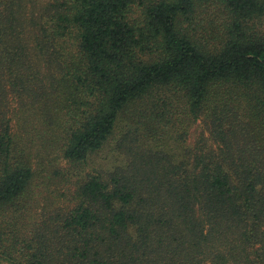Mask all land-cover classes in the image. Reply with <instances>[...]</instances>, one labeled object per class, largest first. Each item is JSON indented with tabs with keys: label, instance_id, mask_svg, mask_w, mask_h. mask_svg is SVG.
I'll use <instances>...</instances> for the list:
<instances>
[{
	"label": "trees",
	"instance_id": "trees-1",
	"mask_svg": "<svg viewBox=\"0 0 264 264\" xmlns=\"http://www.w3.org/2000/svg\"><path fill=\"white\" fill-rule=\"evenodd\" d=\"M202 5L236 18L219 47L182 28ZM261 16L264 0H0V264H264V41L237 22ZM148 109L163 133L204 119L210 144L136 154L17 236L50 157L85 163Z\"/></svg>",
	"mask_w": 264,
	"mask_h": 264
},
{
	"label": "rangeland",
	"instance_id": "rangeland-1",
	"mask_svg": "<svg viewBox=\"0 0 264 264\" xmlns=\"http://www.w3.org/2000/svg\"><path fill=\"white\" fill-rule=\"evenodd\" d=\"M145 4L148 5V2ZM134 15L140 18L142 10L136 9ZM235 19L222 5H202L189 19H183L182 28L199 44L209 48L219 47L229 38ZM237 22L248 37L264 41V16L238 18ZM17 106V100H13L12 108L15 110ZM175 106V111L181 116L185 103H177L175 100ZM150 110L145 112L146 119L131 112L123 116L103 149L85 163L69 162L58 154L50 157L53 165L44 174H38L30 194H26L19 203L14 221L17 236L28 237L37 229L57 225L78 206L80 188L89 178L98 177L109 181L110 175L120 166H128L130 159L136 154L147 153L149 149L156 153L180 154L191 152L199 142L210 144V127L204 119L181 128L180 131L177 126L169 127L163 133ZM160 112H163L162 109ZM32 114L27 113L26 117L31 119L32 137L40 146L41 140L37 137L40 136L43 125ZM182 132L185 133L181 137L183 142L177 143V134Z\"/></svg>",
	"mask_w": 264,
	"mask_h": 264
}]
</instances>
